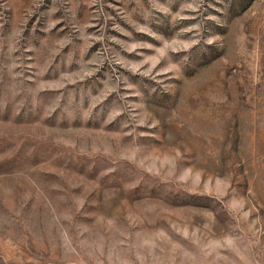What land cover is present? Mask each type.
<instances>
[{"label": "rangeland", "instance_id": "obj_1", "mask_svg": "<svg viewBox=\"0 0 264 264\" xmlns=\"http://www.w3.org/2000/svg\"><path fill=\"white\" fill-rule=\"evenodd\" d=\"M0 264H264V0H0Z\"/></svg>", "mask_w": 264, "mask_h": 264}]
</instances>
